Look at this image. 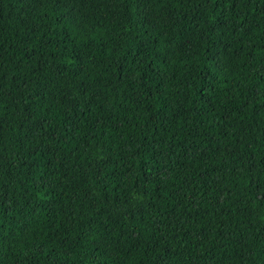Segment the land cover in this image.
<instances>
[{
	"label": "trees",
	"instance_id": "obj_1",
	"mask_svg": "<svg viewBox=\"0 0 264 264\" xmlns=\"http://www.w3.org/2000/svg\"><path fill=\"white\" fill-rule=\"evenodd\" d=\"M0 264H264V0H0Z\"/></svg>",
	"mask_w": 264,
	"mask_h": 264
},
{
	"label": "snow or ice",
	"instance_id": "obj_2",
	"mask_svg": "<svg viewBox=\"0 0 264 264\" xmlns=\"http://www.w3.org/2000/svg\"><path fill=\"white\" fill-rule=\"evenodd\" d=\"M73 2V0H65L66 4H71Z\"/></svg>",
	"mask_w": 264,
	"mask_h": 264
}]
</instances>
